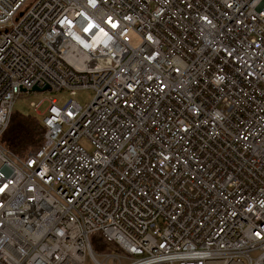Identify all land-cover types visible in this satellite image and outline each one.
<instances>
[{
  "label": "built area",
  "instance_id": "obj_1",
  "mask_svg": "<svg viewBox=\"0 0 264 264\" xmlns=\"http://www.w3.org/2000/svg\"><path fill=\"white\" fill-rule=\"evenodd\" d=\"M33 85L0 264H264V0H0V135Z\"/></svg>",
  "mask_w": 264,
  "mask_h": 264
},
{
  "label": "trees",
  "instance_id": "obj_2",
  "mask_svg": "<svg viewBox=\"0 0 264 264\" xmlns=\"http://www.w3.org/2000/svg\"><path fill=\"white\" fill-rule=\"evenodd\" d=\"M43 126L41 118L33 115L11 112L7 126L0 135V146L19 159L35 153L42 144ZM92 251H103L105 245L99 236L90 240Z\"/></svg>",
  "mask_w": 264,
  "mask_h": 264
},
{
  "label": "rangeland",
  "instance_id": "obj_3",
  "mask_svg": "<svg viewBox=\"0 0 264 264\" xmlns=\"http://www.w3.org/2000/svg\"><path fill=\"white\" fill-rule=\"evenodd\" d=\"M68 98L65 92H41V93H23L21 94L13 104L12 111L17 113L29 114L36 117L38 120L40 119V115L43 114L44 110L47 108V101L50 99H55L59 104L64 102ZM92 98L91 91H77L75 94V100L77 103L83 107L87 104ZM41 105L37 112L31 108V104L33 105ZM99 253H109V250H103L102 252L97 251L96 254ZM98 259V257H97ZM107 264H112L111 261H108Z\"/></svg>",
  "mask_w": 264,
  "mask_h": 264
},
{
  "label": "water",
  "instance_id": "obj_4",
  "mask_svg": "<svg viewBox=\"0 0 264 264\" xmlns=\"http://www.w3.org/2000/svg\"><path fill=\"white\" fill-rule=\"evenodd\" d=\"M21 16V13L18 14V17ZM49 92V89L47 88L46 85H43L41 88H39L37 85H33L29 90H24L20 89V93H28V94H33V93H41V92Z\"/></svg>",
  "mask_w": 264,
  "mask_h": 264
}]
</instances>
